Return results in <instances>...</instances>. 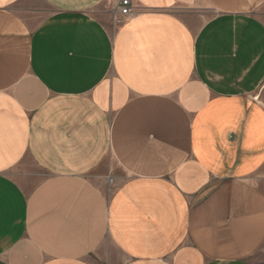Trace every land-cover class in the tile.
<instances>
[{"label": "crops", "instance_id": "obj_1", "mask_svg": "<svg viewBox=\"0 0 264 264\" xmlns=\"http://www.w3.org/2000/svg\"><path fill=\"white\" fill-rule=\"evenodd\" d=\"M119 1L0 0V264H264V0Z\"/></svg>", "mask_w": 264, "mask_h": 264}, {"label": "rangeland", "instance_id": "obj_2", "mask_svg": "<svg viewBox=\"0 0 264 264\" xmlns=\"http://www.w3.org/2000/svg\"><path fill=\"white\" fill-rule=\"evenodd\" d=\"M175 11L179 13L182 17H184L186 20L188 19L187 21L190 22L192 26L200 25L202 22L205 21V19H207L210 16V12L207 9H205V6L199 2L192 5H180L177 8H175ZM190 12H197V13L189 14ZM105 180L107 186L106 187L107 193H112L115 188L116 182L113 180L112 176L106 177ZM111 250L112 247L106 244V242H104L102 246L98 250H96L95 255L92 256L93 257L92 259L96 261L98 264H103L104 263L103 259L105 257L104 255H106L105 251H111Z\"/></svg>", "mask_w": 264, "mask_h": 264}, {"label": "built area", "instance_id": "obj_3", "mask_svg": "<svg viewBox=\"0 0 264 264\" xmlns=\"http://www.w3.org/2000/svg\"><path fill=\"white\" fill-rule=\"evenodd\" d=\"M111 12L113 26H119L125 23L129 18L133 17L137 13V9L131 5L129 0H120L112 8Z\"/></svg>", "mask_w": 264, "mask_h": 264}]
</instances>
